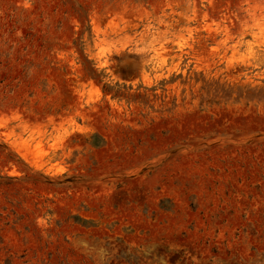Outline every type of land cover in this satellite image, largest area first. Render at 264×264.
Wrapping results in <instances>:
<instances>
[{
    "label": "rangeland",
    "instance_id": "obj_1",
    "mask_svg": "<svg viewBox=\"0 0 264 264\" xmlns=\"http://www.w3.org/2000/svg\"><path fill=\"white\" fill-rule=\"evenodd\" d=\"M0 264H264V0H0Z\"/></svg>",
    "mask_w": 264,
    "mask_h": 264
}]
</instances>
